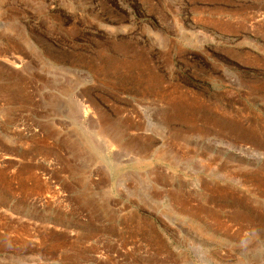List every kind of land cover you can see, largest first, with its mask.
<instances>
[{
    "label": "rangeland",
    "instance_id": "1",
    "mask_svg": "<svg viewBox=\"0 0 264 264\" xmlns=\"http://www.w3.org/2000/svg\"><path fill=\"white\" fill-rule=\"evenodd\" d=\"M0 264H264V0H0Z\"/></svg>",
    "mask_w": 264,
    "mask_h": 264
},
{
    "label": "bare ground",
    "instance_id": "2",
    "mask_svg": "<svg viewBox=\"0 0 264 264\" xmlns=\"http://www.w3.org/2000/svg\"><path fill=\"white\" fill-rule=\"evenodd\" d=\"M84 112V111H83ZM90 113V112H89ZM103 135V134H102ZM113 144V143H112Z\"/></svg>",
    "mask_w": 264,
    "mask_h": 264
}]
</instances>
